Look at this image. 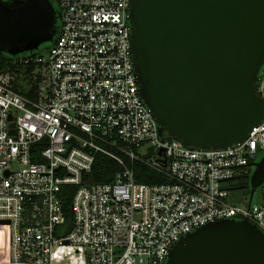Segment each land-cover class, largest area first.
<instances>
[{
    "label": "built area",
    "instance_id": "2783aa9c",
    "mask_svg": "<svg viewBox=\"0 0 264 264\" xmlns=\"http://www.w3.org/2000/svg\"><path fill=\"white\" fill-rule=\"evenodd\" d=\"M51 1L54 41L0 72V264H165L211 222L247 220L264 233V185L243 206L226 186L264 153V118L226 149L160 137L138 92L131 0ZM258 95L264 102V65ZM98 155L120 167L111 182L93 181ZM136 164L165 181L137 182Z\"/></svg>",
    "mask_w": 264,
    "mask_h": 264
},
{
    "label": "water",
    "instance_id": "95a60500",
    "mask_svg": "<svg viewBox=\"0 0 264 264\" xmlns=\"http://www.w3.org/2000/svg\"><path fill=\"white\" fill-rule=\"evenodd\" d=\"M60 19L51 0H0V55L51 44ZM128 20L139 96L160 137L220 150L262 122L264 0H131ZM251 167L249 199L264 185V153ZM165 264H264V233L247 220L211 222L178 240Z\"/></svg>",
    "mask_w": 264,
    "mask_h": 264
},
{
    "label": "trees",
    "instance_id": "16d2710c",
    "mask_svg": "<svg viewBox=\"0 0 264 264\" xmlns=\"http://www.w3.org/2000/svg\"><path fill=\"white\" fill-rule=\"evenodd\" d=\"M48 46H42L43 48H48ZM29 55H32L31 53H25L18 55L16 57H10L7 55H0V72L8 70V69H14L15 67L12 65V62L16 59L27 57ZM165 137L167 139H170L171 137L165 133ZM135 167H138L141 169V171H136L135 178L137 182L144 183V184H153V183H162L164 182V178L156 175L155 173L147 170L146 168L140 166L139 164H136ZM120 170L119 165L113 161L112 159H109L103 155H98L96 157V161L94 163L93 169H92V178L93 181L96 183H107L111 182L114 178V175ZM252 173V170L249 171L248 175L244 178H250V175ZM248 182H246L244 187L248 186ZM242 185L238 184L237 188L243 187ZM74 192L73 187H65L63 188V211L65 216V223L68 225V227L71 224V211H70V203L71 198Z\"/></svg>",
    "mask_w": 264,
    "mask_h": 264
},
{
    "label": "rangeland",
    "instance_id": "374dc122",
    "mask_svg": "<svg viewBox=\"0 0 264 264\" xmlns=\"http://www.w3.org/2000/svg\"><path fill=\"white\" fill-rule=\"evenodd\" d=\"M54 5H55V3H54ZM43 46H48V44H44ZM262 154L263 153H260L258 155V159H260ZM140 168L134 167L135 173H136V171H141ZM147 170H149V169H147ZM149 171H151V170H149ZM248 171H249L248 168H246V172H247L246 175H244L243 177H241L239 179L233 180V181H231L230 183H228L226 185V186L230 187L229 195H228V202L229 203L237 204V205H240V206H243V205L247 204V201L249 199V191L250 190H249L248 186L244 187L245 185H242V184H245L246 182L249 183V179L250 178H248V180H247V178H244L245 176L248 175V173H249ZM135 180H136V178H135ZM238 184L242 185L243 187L237 188ZM259 190L260 189H257L254 192V194H253V202H257L258 201Z\"/></svg>",
    "mask_w": 264,
    "mask_h": 264
},
{
    "label": "flooded vegetation",
    "instance_id": "af4514ba",
    "mask_svg": "<svg viewBox=\"0 0 264 264\" xmlns=\"http://www.w3.org/2000/svg\"><path fill=\"white\" fill-rule=\"evenodd\" d=\"M248 170H249V171H251V170H252V167H251V166H250V167H248ZM249 171H248V172H249Z\"/></svg>",
    "mask_w": 264,
    "mask_h": 264
}]
</instances>
